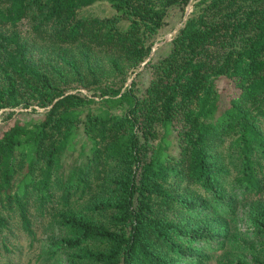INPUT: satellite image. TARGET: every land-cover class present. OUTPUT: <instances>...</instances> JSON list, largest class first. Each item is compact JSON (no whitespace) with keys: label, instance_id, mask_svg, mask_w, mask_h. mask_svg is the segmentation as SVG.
I'll return each mask as SVG.
<instances>
[{"label":"trees","instance_id":"obj_1","mask_svg":"<svg viewBox=\"0 0 264 264\" xmlns=\"http://www.w3.org/2000/svg\"><path fill=\"white\" fill-rule=\"evenodd\" d=\"M100 2L111 15H83ZM18 108L33 118L0 124L8 263L49 226V261L210 264L245 206L264 264V0H0V113Z\"/></svg>","mask_w":264,"mask_h":264},{"label":"rangeland","instance_id":"obj_2","mask_svg":"<svg viewBox=\"0 0 264 264\" xmlns=\"http://www.w3.org/2000/svg\"><path fill=\"white\" fill-rule=\"evenodd\" d=\"M192 11V7L188 6L186 11L183 12L181 10H174L168 19V25L164 28V30L160 33V35L156 38L155 46L159 45L164 46L167 43L171 42L177 31L183 26L185 21L187 20L190 12ZM112 7L107 2H100L95 4L92 7L87 8L82 13L83 15H111ZM20 29L25 31L26 27L23 24ZM165 42V43H164ZM162 44V45H161ZM153 47V48H154ZM158 47V48H160ZM136 78L139 87L144 89L150 80L149 71H145L144 68L140 69L136 74L130 77L129 83ZM75 90L73 93H76ZM84 94H88L86 90H80ZM39 112H43L44 109L36 107ZM5 111L0 113V124L3 123L5 115L9 113H15L14 118L20 119H32L33 115L30 109L18 108V109H7L6 114ZM221 220L218 223V226L221 227L222 232L228 238L227 245L225 248V252L220 256V252L216 254L214 260L210 264H239L243 262L244 264H254L255 255L252 250L247 251L245 248L246 245L257 244V236L253 223L251 222L248 215V208L245 206H241L234 220L226 222H222ZM49 226L42 227L39 230V241L35 244L34 250L37 251H29L28 243L26 238H23L19 241L17 249L13 251L11 256L13 259L8 263L6 261V255H0V264H70L67 253L62 248L58 249L59 253L57 257L49 261V239L53 238L48 236L51 232ZM55 236L59 237V231L54 229ZM56 239V238H55ZM4 255V256H3ZM41 255V256H40ZM40 256V257H39ZM228 262V263H226Z\"/></svg>","mask_w":264,"mask_h":264},{"label":"water","instance_id":"obj_3","mask_svg":"<svg viewBox=\"0 0 264 264\" xmlns=\"http://www.w3.org/2000/svg\"><path fill=\"white\" fill-rule=\"evenodd\" d=\"M164 43H165V42H164ZM161 45H162V44H161ZM158 47H160V46L157 45V46H155V47L153 48V52H152L151 56L154 55V53L156 52V50L158 49ZM150 58H151V57H150ZM150 58H149V59H150ZM145 65H146V63L144 64V66H145ZM144 66H143V67H144Z\"/></svg>","mask_w":264,"mask_h":264}]
</instances>
